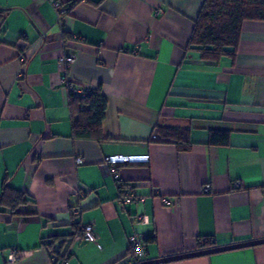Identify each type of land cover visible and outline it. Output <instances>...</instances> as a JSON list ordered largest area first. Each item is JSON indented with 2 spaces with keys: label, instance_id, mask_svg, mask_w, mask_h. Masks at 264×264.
Returning a JSON list of instances; mask_svg holds the SVG:
<instances>
[{
  "label": "crops",
  "instance_id": "0c3cea01",
  "mask_svg": "<svg viewBox=\"0 0 264 264\" xmlns=\"http://www.w3.org/2000/svg\"><path fill=\"white\" fill-rule=\"evenodd\" d=\"M59 1L62 24L45 0H0V193L33 201L0 207V264H50L45 239L64 264H129L132 232L149 260L264 239V22H244L235 56L211 62L189 47L204 0ZM62 79L106 97L100 139L72 137ZM159 128L186 131L189 150ZM215 131L226 145L209 144ZM109 156L149 160L104 171ZM127 191L137 200L122 206ZM168 264H264V245Z\"/></svg>",
  "mask_w": 264,
  "mask_h": 264
},
{
  "label": "trees",
  "instance_id": "16d2710c",
  "mask_svg": "<svg viewBox=\"0 0 264 264\" xmlns=\"http://www.w3.org/2000/svg\"><path fill=\"white\" fill-rule=\"evenodd\" d=\"M4 13L5 10L0 9V24ZM246 21L264 22V0H204L194 21L189 47L199 51L205 61L218 62L224 57L233 58L242 25ZM106 108L107 100L100 89L91 90L84 98L70 95L72 137L78 140L100 139ZM158 132L162 137L173 132L177 139V150L179 152L189 150L186 131L159 128ZM227 143L226 132L215 131L210 134V145L224 146ZM31 203L33 201L28 195L12 190L4 183L0 193V207L14 212L20 206ZM72 226L77 229V234L82 236L77 225ZM212 247L213 243L210 240H204V244L200 245L201 249ZM57 254L61 260L60 264H64L68 256Z\"/></svg>",
  "mask_w": 264,
  "mask_h": 264
},
{
  "label": "built area",
  "instance_id": "2783aa9c",
  "mask_svg": "<svg viewBox=\"0 0 264 264\" xmlns=\"http://www.w3.org/2000/svg\"><path fill=\"white\" fill-rule=\"evenodd\" d=\"M47 1L52 8L54 9L57 20L59 23H63L64 17L68 14V10L63 6V4L59 0H45ZM157 13H160L159 11ZM58 62L62 66H69L74 62V58L72 56H69L67 54L62 55L58 58ZM62 84L64 88L68 91L69 95L75 96V97H87L91 90L87 86L79 85L73 81H70L69 79H62ZM149 158L148 156H109L105 158V162L103 164V170L107 171L110 169V167H113L115 165L119 164H135V163H146L148 162ZM82 161L80 159L77 160V163H81ZM232 187L234 189H238L241 187V182L235 181L232 183ZM204 191L209 192L210 186L206 185L204 186ZM120 203L122 206H128L136 202L137 196L130 191L124 192L120 196ZM163 203L166 206H172L174 204L173 200L170 199H163ZM78 210H73L72 215L77 216ZM134 224H145L147 222V218L144 215H138L134 216ZM73 223L77 224L76 220H72ZM82 230V238L85 242H94L96 239L94 228L91 225H85L81 227ZM52 240L45 239L42 242V247L46 251V253L49 256L50 264H60L61 260L59 259V255L53 250L52 246ZM204 244V242H202ZM128 246L130 249V255H129V264H140L143 262L149 261L147 257L146 252V240L145 237L137 232H132L128 236ZM16 258V251H11L9 254V260H14ZM163 264V263H158Z\"/></svg>",
  "mask_w": 264,
  "mask_h": 264
},
{
  "label": "water",
  "instance_id": "95a60500",
  "mask_svg": "<svg viewBox=\"0 0 264 264\" xmlns=\"http://www.w3.org/2000/svg\"><path fill=\"white\" fill-rule=\"evenodd\" d=\"M260 245H264V239L253 240V241H248V242H241V243H236V244H232V245H228V246L201 249V250H198V251H195L192 253H188V254H183V255H178V256H173V257H167V258H160L158 260H149L147 262H143L140 264H158V263L168 264L171 262L180 261V260H184V259L203 257V256L213 255L216 253L233 251V250L244 249V248H251V247H256V246H260Z\"/></svg>",
  "mask_w": 264,
  "mask_h": 264
}]
</instances>
